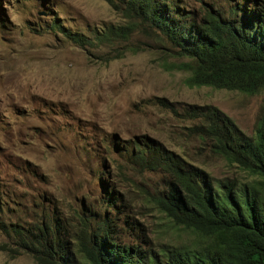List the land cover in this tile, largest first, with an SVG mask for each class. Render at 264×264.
Listing matches in <instances>:
<instances>
[{
	"label": "rangeland",
	"instance_id": "374dc122",
	"mask_svg": "<svg viewBox=\"0 0 264 264\" xmlns=\"http://www.w3.org/2000/svg\"><path fill=\"white\" fill-rule=\"evenodd\" d=\"M49 15L93 45L49 29ZM128 15L104 0H0V221L26 225L46 207L44 195L66 210L106 197L122 228L137 223L133 232L158 247L185 243L187 234L152 201L170 176L143 171L122 150L136 139L161 144L216 177L246 179L210 140L187 130L198 120L181 110L216 107L253 135L264 89L249 95L187 87V73L174 66L183 59L170 43ZM0 264H35L2 229Z\"/></svg>",
	"mask_w": 264,
	"mask_h": 264
},
{
	"label": "trees",
	"instance_id": "16d2710c",
	"mask_svg": "<svg viewBox=\"0 0 264 264\" xmlns=\"http://www.w3.org/2000/svg\"><path fill=\"white\" fill-rule=\"evenodd\" d=\"M104 1L170 43L183 59L174 66L187 73L186 86L249 95L264 89V0ZM48 18L49 29L64 32L56 18ZM64 33L77 44L93 45ZM181 114L198 120L188 131L210 140L214 153L247 175L216 177L147 139L122 146L143 171L170 176L152 201L172 228L187 234L185 243L158 247L133 232L137 223L122 228L118 211H107L115 202L106 197V205L66 210L44 195L46 207L30 222L0 221V229L35 264H264V107L251 136L213 106L192 105ZM101 175L109 179L103 168Z\"/></svg>",
	"mask_w": 264,
	"mask_h": 264
},
{
	"label": "clouds",
	"instance_id": "9594fccd",
	"mask_svg": "<svg viewBox=\"0 0 264 264\" xmlns=\"http://www.w3.org/2000/svg\"><path fill=\"white\" fill-rule=\"evenodd\" d=\"M188 87V86H187ZM258 94V93H257ZM252 95H254V94H252ZM264 107V106H263ZM218 109V108H217ZM263 109V108H262ZM219 110V109H218ZM222 112V111H221ZM261 116V115H260ZM232 120V119H231ZM233 121V120H232ZM234 122V121H233ZM235 123V122H234ZM194 124V123H193ZM236 124V123H235ZM236 126H237V124H236ZM238 127V126H237ZM239 128V127H238ZM240 129V128H239ZM241 130V129H240ZM242 131V130H241ZM243 132V131H242ZM244 133V132H243ZM245 135H247L246 133H244ZM247 136H251V135H247Z\"/></svg>",
	"mask_w": 264,
	"mask_h": 264
}]
</instances>
